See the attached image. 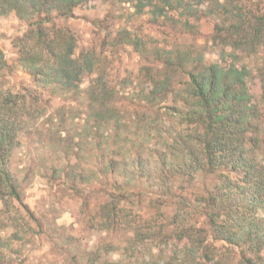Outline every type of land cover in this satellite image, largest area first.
<instances>
[{"label":"trees","instance_id":"1","mask_svg":"<svg viewBox=\"0 0 264 264\" xmlns=\"http://www.w3.org/2000/svg\"><path fill=\"white\" fill-rule=\"evenodd\" d=\"M91 1L0 0V17L13 13L25 26L12 39L14 62L0 49V226L13 220L21 228L10 212L14 202L29 229L33 222L49 226L23 203L11 159L51 101L81 98L87 133L77 141L71 134L62 136L68 131L62 129L67 106L54 108L52 133L58 139L49 142L41 161L51 184L69 190L60 202L78 206L82 231L87 225L106 237L117 233L121 239L107 240L105 249L122 252L126 264H228L231 258L236 264H264V57L256 78L237 56L240 50L249 56L264 50V0H257L255 9L240 0H127L137 12L149 7L155 18L191 33L197 31L190 20L195 12L215 15L220 20L215 19L214 45L221 55L207 62L188 47L171 54L155 50L156 56L168 54L165 74L145 69L146 85L127 94L108 79L107 64L93 47L77 52L75 32L65 24L75 8ZM116 41L148 51L128 31ZM18 69L29 82L14 89L6 77ZM253 80L259 83V99L249 87ZM157 97L166 103L157 105ZM88 193L97 195L92 208ZM74 237L67 236V242ZM169 245L170 254L163 255ZM97 260L88 259L90 264ZM71 264L81 263L71 256Z\"/></svg>","mask_w":264,"mask_h":264},{"label":"rangeland","instance_id":"2","mask_svg":"<svg viewBox=\"0 0 264 264\" xmlns=\"http://www.w3.org/2000/svg\"><path fill=\"white\" fill-rule=\"evenodd\" d=\"M255 2L258 1L240 0V3L248 9H255ZM85 6L84 8H75L74 16L65 21V24L75 32L77 52L87 46L93 47L103 58V62L107 64L108 79L116 88H120L119 91L123 94L137 92L146 85V81H142L143 74L146 73L145 69H150L148 70L149 74L158 70L159 74L164 75L163 58L171 54V51L183 50L188 47L195 56L203 54L207 62L221 58L219 47L214 45L217 41L214 34L215 22L220 20L215 15L209 18L195 12L190 20L193 25H197V31L191 33L184 30L178 23L159 17L155 18L149 7H145L140 13L137 12V7L127 0H94L87 2ZM24 28L23 22L18 20L13 13L0 17V49L9 63L16 59L12 39ZM124 31H128L133 38H141L148 51L140 53L135 51L131 45L120 44L116 41V36ZM103 38L105 39L104 45L100 46ZM113 40L115 43L118 42L116 46ZM155 50H164L168 54L156 56ZM227 50L225 60L230 62V51ZM237 56L241 59L238 64L245 62L256 77V67L264 57L262 47L250 56L240 50L237 52ZM171 76L175 80H183L180 73H171ZM89 78L84 79L81 88L85 89ZM127 78L129 81L122 84V87L117 85L121 84L117 83L118 81ZM6 80L14 89H20L22 85L25 86L29 82L27 74L19 69L6 77ZM249 87L255 99H259L258 81L253 80L249 83ZM155 102L157 105L163 106L166 100L157 97ZM61 105L67 106L64 107L67 123L63 125L62 129L65 127L68 129L67 132L63 130L62 136L68 133L74 137V141H77L80 133L83 136L87 133L84 128L88 126L85 119L86 103L81 98L65 101L60 97L51 101L47 106L45 115L31 128V136L29 138L22 137V144L14 153L10 168L20 182V197L23 203L41 221L44 218L49 226L38 227L33 222L29 229L25 224L26 218H24L23 211H15L17 202H14L10 212L18 218L21 228H18L13 220H5V225L0 226V264H71V256H77L81 264H88L89 258L98 259L95 264H110L124 258L122 252L115 249L108 252L105 249L107 240L112 243V241L120 240L121 237L117 233H112L111 235H114L112 237H106L107 233L93 228L89 229L87 225L84 226L87 228L86 231H82L77 219L79 216L75 210L78 206L70 200L67 201L73 204V207L71 205L64 207L60 202V199L63 198L62 195L69 190L61 191V188L52 185L42 173L45 164L42 163L41 157L46 154L49 142L58 139V134L52 133L57 129L54 120L57 115H54V108ZM81 144L84 146V140ZM150 144L152 143L148 142L146 145L147 150ZM257 158L260 160V157ZM197 180V184L200 183V179ZM80 188L84 187L80 186ZM88 196L89 200L86 203L92 208L97 195L88 193ZM1 219L0 224H3ZM70 235L75 236V241L72 243H68L66 239ZM171 248L172 245H169L162 254H170ZM221 250L226 252L225 247ZM153 252L158 254L157 250H153ZM260 252L264 261V247ZM137 255L140 256L138 253ZM126 263L125 260L124 264ZM228 264H236V260L231 258Z\"/></svg>","mask_w":264,"mask_h":264}]
</instances>
